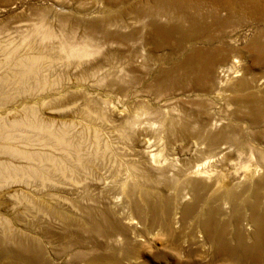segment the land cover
Here are the masks:
<instances>
[{
	"label": "bare ground",
	"instance_id": "bare-ground-1",
	"mask_svg": "<svg viewBox=\"0 0 264 264\" xmlns=\"http://www.w3.org/2000/svg\"><path fill=\"white\" fill-rule=\"evenodd\" d=\"M248 1H251L250 3L253 4L252 7L254 8V11L250 12L251 15H255L257 13L264 15V1L261 0H255V2L253 0H210V11L208 9L209 12L204 13L201 9V3H197L191 6V11H193V13H190L193 14L192 16L194 20H198L199 18L196 15H201L200 18H205L206 15L212 14L214 21L224 23L226 26V23L229 22L230 19L237 16V7ZM248 4L249 2L246 6H248ZM177 6L181 8V5L177 4ZM223 10L227 16L222 15L221 11ZM48 21L47 23L51 24V22L49 23ZM263 22L264 21H262V23ZM47 23L43 19L38 22L36 21V23L34 22L33 24L35 25L32 24L31 26L33 27H31V29L29 28L32 33H26L23 37H21L20 41L16 42V39L14 40V38L13 41L12 38L10 39V36H8L5 38V41H10L5 43L3 41L0 42V183L3 181L8 182L12 177L17 178L20 176L22 178L16 179L17 183L25 182L28 184V182L33 178L42 180L48 179L47 183H49L58 177L60 179L56 182L55 186L53 184V191L55 192L53 193V191H51L53 193L51 195H56V191L71 192L72 194H75L77 199L79 198L84 204L83 207L86 211V215H84L90 223V230L92 231L93 236L89 235V238H87V234H89L87 233V236L84 234L85 238L81 236V234H77L79 240L75 238L74 242H72L74 244H71V246L69 245L70 249L75 248L76 250L72 253V255H70L71 259L68 258L69 262L68 259H62V261L64 260L65 264H102V262L111 264L108 263L107 260L118 264H139L142 254L144 253V249L148 248L149 245L151 246V244H155V239L159 236L161 238L162 236V244L166 248L177 251L185 246V243H188V246L186 245L187 247H189L190 243H193L199 248V252L197 253L202 256L211 255V252H207L211 249L212 253L214 251L220 252L221 254L226 253L229 255L227 257V260H229L228 263L237 264L239 262L238 260H242L245 257V250L247 249L241 232L243 231L245 234L247 233L242 229L240 230L237 234V238L239 240L238 247L233 248L228 243L226 236V231L231 222L229 221V225L225 222L224 228L221 232H217L215 230L216 224L224 222L221 221L224 220V218H222L220 213L223 215L226 210L224 207L227 206V208H229V203L228 205L226 204V206H221L222 208H219L220 210H217V206L215 208L213 207L215 203L212 205L208 200H205L204 202L203 198L206 196V193H210L207 192L210 190L209 188L214 189L216 192H214L215 196H223L225 199L230 200V202L232 201L236 207L239 202H235L236 198H239L238 200L242 201V209H245L244 205L250 206L249 210H253V213H250L253 215L251 222L256 226V230H253L255 232L252 237L257 235V244H254L251 251L259 253L261 251L262 244L264 248V238L262 234L264 229V151L260 150V148L258 149L260 151L256 156V158H258L256 162L259 167L254 166V169L249 170L248 168L252 163L247 165V161H244L245 163H243V167L245 169L241 170L242 172L237 170L236 176L238 179L235 181L236 183L233 186L226 184L227 180L225 181V178L227 174H224V172L221 173L223 170L220 172L221 169L219 170V168L213 167V163L217 164L215 162V158L221 156L223 157L231 151L229 142H231V140L234 142V140L237 139L235 134L236 132L230 129L229 126L228 128L226 127L227 129H224V131H218V129L224 127L222 126V123H219L221 124V127L218 126L220 127L218 129L215 127L217 130L216 133L212 132L214 130H212V128H214V125L218 123V120H215L214 122L212 120V122L210 121V126L213 125L211 128H205L202 124L196 129L191 126V130L194 132L196 131V134L192 132V134L196 135V141L193 139L195 149L192 152L190 150L188 153L185 152V156L183 155L182 157L177 156V153V155H174V152V154H169L167 156L163 154L164 151L162 152V150L164 147L162 149L161 146L165 138L161 141L160 134L163 130L171 133L174 127L183 129L190 128L188 127L190 124L187 125L185 122L178 123V116H176V109L173 107V102L181 97L178 93V95L174 94L175 92H172V88H176L177 86L181 87L182 93L180 94L182 95H184L183 93H185L186 90L189 91L195 88H206L207 90V85L212 84L210 77L213 73H216V70H219V81L218 85L214 87L228 90V84L232 80L237 79L238 83L233 88H230V91H234L233 98L236 102H243V104L244 102L246 103L244 104L245 107L249 108L246 113L252 114L253 120L256 118L253 124H258L264 115V94L262 96H257L253 90L252 92L248 91V93H240L241 91L246 90L247 87H251V82L247 77H241V74L239 75V72L241 71L239 65H241L240 54L244 48L247 49L249 54L253 57V63H264V37L254 35L257 32L256 31L253 36L248 39L246 46L241 45L240 40L247 38V36L244 35L243 37V35H238L232 38L229 43H227V46L218 45L214 48H210L209 46H206L208 48H189L190 50L187 52V56L185 55V59H183L179 66L163 69L158 76L145 85L140 80V78H142L139 77L140 74L138 76V74H136L133 70H130V76L125 84L124 82H120L118 80L119 73L117 74L116 72H113L105 65V63L100 66V62H96L95 67L100 68L97 74L99 71L100 74H102H99L100 77L97 76L96 78H100L101 82L105 81L108 85H122V89L125 85H127L125 88L135 85L134 87H136V89L133 93V100L138 99L142 102L145 101L144 97L147 96L148 92H145L146 94L144 92L140 94L139 90L149 91L153 95L155 94L157 97H161L157 99V101L155 100L157 103V109L147 110L144 108L145 106L139 107L138 105L135 108H129L130 106L125 108V105L120 108V102L112 103L104 100V98H102L103 101L100 103L98 102V104L95 96L96 94L90 95L91 93H88L87 91V89L95 86L94 84L96 82L94 81L93 84L92 78L85 81L86 83H69V86H66V88V84L61 86V83L59 82L60 80L57 79V76L55 77L56 72L53 73V70L56 71L58 69H56V67L59 65L53 68V64H51V57L55 55L49 56V51L51 50H49L50 45L48 42H51L52 40L54 41L57 38V35L56 32H53L54 29L52 30V28L49 27L50 25H47ZM101 23L97 25L91 24L88 28L89 34L82 39H78V41L73 42L66 38L61 41L59 40L61 55L65 54V59L73 62L74 60H86L87 58L91 61L94 56L91 55L95 51L92 45L95 43L97 44L94 31L95 29L97 30L102 27ZM192 23L193 25L190 29L188 27L189 30L186 32L185 30H180L179 32L178 26H176L173 28V32L171 30L168 34L165 32L166 30L163 25L154 24V27L156 32L159 34V40L162 41H168L172 34L178 33L180 35L179 39L181 37L183 39H178V41L176 40V47L182 48L186 41L190 40L193 42L194 39L198 37V31H194L196 21ZM103 24L106 25V22H103ZM60 28L62 29L63 27ZM201 29L204 28H200V30ZM34 34L38 35L39 41L36 40L37 43L34 38V42L30 41ZM67 37H69L68 34ZM106 37L109 38L108 35ZM215 40V37H211L206 39V42L208 41L209 43H213ZM163 44L164 43H162V45ZM184 48L185 46L183 49ZM90 56L92 58H90ZM54 61L56 60H53L52 63H54ZM66 63L67 65L64 64V67L67 71H69L70 68H72L73 71H79L78 68L80 66L75 64L77 63L76 61L75 63L66 61ZM71 64L72 67H66ZM81 65L84 67L83 64ZM95 67H90L88 71L84 70L85 72L81 69L82 72L76 76L77 79L79 81H83L84 78L81 80L80 78L85 74L94 75V69H97ZM239 76L241 78H239ZM76 77L72 79L77 80ZM87 77L90 78V75H87ZM63 82L62 84L66 83ZM67 82H69V80ZM213 84H215V81ZM76 85L81 87H77ZM142 86H144L146 90H141ZM188 86L191 88L186 89ZM131 91L129 92L131 93ZM172 94H174V99L173 101H170L171 99L168 96H172ZM153 95H151V97ZM107 99H109V97ZM211 111L210 114L212 113ZM156 114H158V118H160L158 121H155V118L154 120L152 119V115H155L156 117ZM254 114H256L257 117H255ZM114 117L121 118L122 122H116ZM166 135L167 134L164 136ZM137 136L142 139L139 141V143L141 142L140 145L135 148L132 146L131 140ZM188 154L189 156H187ZM66 176H68V179L63 180ZM12 182L15 183L13 180ZM47 183H42L41 185L45 184L44 186L46 187ZM1 186L2 185L0 184V187ZM239 186L244 192H246L245 194L249 193L251 195V192H253L254 194H252L254 196H249V194H247L248 196H241L242 191L241 188L239 189ZM91 188L99 189L104 193L107 192L110 194V204L108 203V205H110L109 208L100 209V206L98 207L100 201L96 200V197L94 196L87 195L91 191ZM164 190H166L167 193ZM101 191H99V193ZM238 192L240 195L237 196ZM160 196H165V198L167 197L170 200L165 199L164 197L161 198ZM43 197L46 200L42 203L44 205L43 208L46 207L51 212L50 215L53 216H46L43 215V212H39L43 215L42 217L46 220V223H50L58 227L57 224L59 223L58 221H60V219H57L58 216H65L70 219L69 221L72 220L71 222L77 219V217L73 214H76L79 208L77 207V209L75 207L76 203L73 202V204L70 197L69 200L66 199L68 198L67 196L64 197L61 195L48 196L46 194V196ZM170 201L173 205L170 204ZM212 201L214 200L212 199ZM223 201L226 202L225 200ZM129 206L132 207L131 214H129ZM86 207L88 210H86ZM35 211L37 213L38 209L36 210L35 208ZM82 211L84 210L82 209ZM44 212L46 211L44 210ZM78 212L79 214L81 213L80 211ZM133 213H136V215ZM30 214L32 215V212ZM111 214H117V217L118 214L124 216L122 218L125 220L126 228L129 230L127 233H130L128 237H126L125 234V236L123 234L122 236L123 238L126 237V243L128 240L131 241L132 248H127L125 245H122L124 248L115 247L118 242L123 239H121V232L123 230L125 231V227L122 222L121 224H118V220L113 222L114 220L110 217ZM251 222L249 223L250 225H252ZM186 228H192L191 234L194 235L193 237L187 238L188 234L186 236L184 235L186 234ZM81 233L83 232L81 231ZM8 238L0 239V248L4 252H2L3 255H7V257H15V260L16 258L24 259L27 264H29V261L27 260L30 259H32L34 263L39 262V257H42L43 259L44 252L42 248L33 250L32 243L16 242V238L14 239L13 236L12 238ZM101 238L105 239L104 246L107 247V252L99 250L101 243L99 245L96 240L101 241ZM12 239H14V242ZM31 240L34 242V239ZM158 240L160 242V239ZM84 242L91 245L89 250L79 249L83 246ZM185 250L186 249H184V251ZM33 251H35V253ZM187 251H185V253H188ZM238 251H241V254H239ZM212 258L214 260V257ZM12 260L14 261V258ZM74 261L76 263H74ZM7 262L8 261H6V263ZM55 262L52 264H56ZM206 262L208 263L207 260ZM218 262L219 261H217V263ZM61 264L63 263L61 262Z\"/></svg>",
	"mask_w": 264,
	"mask_h": 264
},
{
	"label": "rangeland",
	"instance_id": "rangeland-1",
	"mask_svg": "<svg viewBox=\"0 0 264 264\" xmlns=\"http://www.w3.org/2000/svg\"><path fill=\"white\" fill-rule=\"evenodd\" d=\"M253 1L255 2V0H253ZM256 1H258V0H256ZM261 1H264V0H261ZM248 2H249L248 6H250V7L246 6V4ZM248 2H245L241 6H238L239 8L237 7V11H238L239 15L236 12L237 16L230 19L231 21L229 20V22H231V23L227 22L226 26H225L224 23L214 21L212 18V14L206 15L205 18L204 17L200 18L201 15H196L199 17L198 20L193 19V16H192L193 11H191V6H193L197 3H201L202 11L204 13H207L210 11V0H203V1L202 0H171V1L170 0H0V42L3 41L5 43V42L10 41V40H7L8 38L6 39L7 41H5V38L8 36H10V39L12 38V40H13V38H14V40L16 39L15 40L16 42L20 41L21 37H23L26 33L27 34L32 33L31 30H29V28L31 29V27H33L31 25L34 22L36 23V21L38 22V21L43 19L47 23V21L49 20L48 22L49 23L51 22L52 25L48 24V23H47V25H50L49 27L52 28V30L54 29L53 32L54 33L56 32V35H57V38L55 39L57 41L52 40L51 42L50 41L48 42L50 45L49 50H51V51H49V56L55 55V56L51 57L52 58L51 64H53V68H55L56 66L59 65L58 67H56V69L58 68L57 70L55 69L56 71L53 70V73L56 72L55 77L57 76V79L60 80V81L59 80L58 81L61 83V86H64L66 84L65 85V88H66V86H69V83L70 84H72V83L73 84L84 83L85 81H88L92 78L93 84L95 81L96 83L94 85L95 86L97 85V86H96V88H95V86L91 87V88L87 89V91H88V93H91L90 95L96 94L95 96L97 98V103L102 102L103 101L102 98H104V100H106L108 102H112V103L120 102V108L123 105H125L124 106L125 108H127L129 106H130L129 108H131V107L135 108L138 105L139 107L145 106L144 108H146L147 110H155V109H157L156 101H157V99H159L161 97H157L155 94L153 95L149 91H140L139 90L140 94H142L143 92L144 93L148 92L147 96L144 97L145 101L142 102L138 99L133 100V96H134L133 93L135 92V89H136V87H134L135 85H133L131 87L128 86L127 88H125L127 86V85H125V87H123V89H124L123 90L122 85L121 86H119V85L115 86V85H108V84H106L105 81L101 82L100 78L99 79L96 78L97 76L100 77V75H102V74H100V71L97 74V72H98V70H100V68L95 67L96 62H100V64H99L100 66H101V64L105 63V65L108 68H110L113 72H116L117 74L119 73L120 75L118 74V80L120 82H124L125 84L127 83L128 77L130 76V70H133V71H135L136 74H138V76L140 74L139 77H142V78H140V80L145 85L149 81L151 82L152 79H154L156 76H158L159 73L163 69L179 66V64L183 61V59H185V55L187 56V54H188L187 52H189V50L191 48H195V47L208 48L206 46H209L210 48H214L215 46H218V45L219 46H227V43H229V41L232 38H234L238 35H243V37H244V35L247 36V38L240 40L241 45L246 46V44L248 43V39L251 36H253V34L256 31H257L256 32L257 34L255 33L254 35H258L259 37H262V36L264 37V22L262 23V21H264V15H262L260 13H257L255 15H251L250 12L254 11V8L252 7L253 4L250 3L251 1H248ZM187 3H188V5H187ZM204 3H205V5H204ZM177 4L181 5V8H179L177 6ZM145 5H147V6H145ZM147 7H149V8H147ZM208 9H209V11H208ZM173 11H174V13H173ZM184 11H187V12H184ZM190 12H192V13H190ZM221 13L223 16H227L225 14L224 10L221 11ZM179 14H182V15H179ZM180 18H182V19H180ZM60 19L62 22L60 21ZM260 19H262V20H260ZM203 20H205V21H203ZM59 21L61 22V24ZM194 21H196V23L194 25L196 27H194V31H196V30L198 31L197 32L198 37L195 38L193 42H191L190 40L186 41V43H184V45H183V47L185 46L184 49H183V47L182 48L176 47L177 46L176 42L178 41L179 36H180L178 33L172 34L170 36L171 38L168 41H162V40H159L160 39L159 34L156 32L155 27H154V24L163 25L164 29L166 30L165 32L167 34L171 30L173 32V28L176 26H178L179 32H180V30L181 31L185 30V32H186L193 25L192 22H194ZM58 22H59V24H58ZM103 22H106V25H104ZM63 23H66V24H63ZM100 23L102 24L103 28L101 27V28H98L97 30L95 29V31H94V36L96 38L97 44L95 43L94 45H92V47L95 51L91 56L94 55L95 57L93 56V58H92L90 56V58H92L93 61L92 60L89 61V59L87 58L88 60L87 59L86 60H74V62H73V61H69V60L65 59V57H64L65 54H62L63 56L61 55L60 48H59L60 47L59 42L62 39H64V38H66L68 40L70 39V41H73V42L78 41V39H82L86 35L89 34L88 28L91 24L97 25ZM203 23H205V24H203ZM261 24H263V25H261ZM33 25H35V24H33ZM66 25H67V27H66ZM150 25H152V26H150ZM28 26H30V27H28ZM243 26H245V27H243ZM60 27H63V28L61 29ZM188 27H189V29H188ZM200 28H204V29L200 30ZM28 31H30V32H28ZM64 31H65L66 35L64 34ZM199 32H200V34H199ZM67 34L69 37H67ZM130 34H132V35H130ZM105 35L106 36L108 35L109 38L106 37ZM76 36H77V38H76ZM211 37L216 38L215 42H213V43H209L208 41L206 42V39L211 38ZM33 38H34L35 42L37 43L36 40H38V35L34 34V36L31 38L30 41L34 42ZM180 39H183V38L181 37ZM160 41H161V43H160ZM106 42H107V44H106ZM162 43H164L163 45H165V46H163ZM187 45H189V46H187ZM98 48H100V49H98ZM55 51H57V52H55ZM97 51L101 52V53H98ZM241 52H242L240 54L241 55V57H240L241 58L240 59L241 65H239V68L241 71L239 72V75L241 74V77H243V76L247 77L251 82V87H247L246 90H243L240 93L241 94L248 93V91L252 92V90H253L255 92V94H257V96H262L264 94V91H263L264 90V79H263L264 78V63H261V64L260 63H256V64L253 63V57L251 56V54H249V52L245 48ZM53 60H56V61H54V63H52ZM147 60H148V62H147ZM58 61H59V64H58ZM66 61L72 62V63H75V61H76L77 63H75V64H78L80 66L78 68L79 71H73L72 68H70V70L67 71V69L64 67L65 66L64 64L67 65ZM61 62H63V63H61ZM79 62H81V63H79ZM222 62H224V61H222ZM247 62H248V64H247ZM81 64H83L84 67H82ZM60 66H63V67H60ZM66 67H72V64L68 65ZM90 67L97 68V69H94V75L84 73L85 71H88L90 69ZM81 69L83 71L85 70L83 72L85 75L80 78V80L82 78H84L83 81H79L76 77L79 73L82 72ZM218 72H219V70L218 71L216 70V73L215 74L213 73V75L210 77L212 84L207 85L208 86L207 90H206V88H199V89L195 88V89H191L192 91L191 90L188 91L186 89L191 88L188 86L185 89L186 90L185 93H183L184 95H182V94H180V93H182L181 87L177 86L176 88H172V90H173L172 92H175L174 94L178 93L181 97L177 100H174V102H173V107L176 109L175 110L176 116H178L177 117L178 123H184L185 122V124H187V125L190 124V125H188V127H190V128L189 129H183V128H179V127H174V129L172 130L171 133L167 132L166 130H163L160 134V138H161V141L164 138L165 139L163 140L164 142L162 143L161 148L163 149V147H164L162 152L164 151L163 154L165 156L175 153L174 155L178 154L177 156L182 157L185 154V152H187V153L190 151L192 152L195 149L194 148L195 145L193 143H194V140L196 141V135H195L196 131L194 132L193 130H191V128L193 127L196 129L201 124L203 126H205V128H207V127L211 128L213 125L210 126L211 125L210 123L212 121L214 122L215 120L216 121L218 120L217 121L218 123L216 125H214V128H212V130L214 129L212 132L216 133V131H217L216 128L218 129L221 127V124H219V123H222V126H224V127H221L220 128L221 130L218 129V131H224V129H227L229 126L230 129H232L236 132L235 134H236L237 139L234 140V142L232 140H231V142H229L230 146H231V148H230L231 151H229L223 157L221 156V157L215 158L216 159L215 162L218 164L219 167L215 163H213L214 164L213 167L219 168V170L221 169L220 172L223 170L221 173L224 172V174H227L225 181L227 180L228 183L226 182V184L234 186L236 183L235 181L238 179V177L236 176L237 170L241 171V170L245 169L243 167V163H245L246 161H247L246 162L247 165H250L252 163L249 168L247 167L249 170L254 169V166L259 167L257 162H256L258 159V158H256V156L260 150L264 151V122H263L264 121V115L262 116V118L260 119L258 124H253L254 120L256 118H254V120H253V115L250 113H248V114L246 113L249 110V108L245 107V105H244L246 103L244 102V104H243V102H241L243 105V108H242L241 103L236 102V100H234V98H233V96H234L233 92L234 91H230V88L231 87L233 88L238 83V80L237 79L232 80L228 84L229 85L228 90L216 88L214 86L218 85V81H219ZM87 75H90V78L87 77ZM74 77H76V79L78 81L73 80L72 78H74ZM241 77L239 76V78H241ZM67 79L69 80V82H67L68 81ZM63 81L66 83H64ZM214 81H215V84H213ZM62 82L64 84H62ZM231 84H232V86H231ZM209 86H210V88H209ZM77 87H81V86H77ZM143 89L146 90V88H144V86L141 87V90H143ZM124 91H127V92H124ZM129 91H131L132 94ZM174 94H172V96L171 95L168 96L171 99L170 101H173V99H174L173 95ZM151 95H153V96L151 97ZM148 96H150L151 98ZM106 97L107 98L109 97V99H107ZM128 98H130V99H128ZM123 100H124V103H123ZM137 101H140V102H137ZM134 103H136V104H134ZM98 104H96V105H98ZM132 104L135 106H133ZM205 106H206V108H205ZM239 107H240V109H239ZM210 111L212 112L211 113L212 115L210 114ZM238 112L240 113V115ZM236 113H238V114H236ZM254 115H255V117H257L256 114H254ZM152 116H153V118H152L153 120H154V118H155V121L160 120V118H158L159 117L158 114H156V117H155V115H152ZM194 116H195V118H194ZM191 117L194 119H192ZM117 118L118 117H116V118L114 117V120L116 122H118V121H119L118 123L122 122L121 118H118V119ZM208 118H210V119H208ZM181 121H183V122H181ZM186 122H189V123H186ZM178 125H180V124H178ZM241 125H243V126H241ZM218 126H220V127H218ZM253 131H255V132H253ZM192 132L195 134H192ZM164 133L167 134L166 136L169 138L164 136L165 135ZM141 139L142 138H140L139 136L133 138L131 140L132 146L137 148L141 143V142L139 143V141H141ZM259 148H260V150H258ZM253 149H254V151H253ZM255 152H257V153H255ZM187 156H189V154ZM225 157H226V159H225ZM66 177H64L65 179L63 178V180L68 179V176H66ZM21 178H22L21 176L17 177V178L12 177L10 179V181H8V182L3 181L0 183L2 185L0 187V239H3V238L5 239V238H8L9 236H10L9 238H12V236H13L14 239L16 238L15 239L16 242H26L29 244L32 243L33 244L32 245L33 250H38L39 248H42L43 252H44L43 259L45 261L42 259V257H39L40 259H39L38 263L37 262L34 263L32 261V259L27 260V261H29V264L30 263L31 264H40V262H41V264H52L55 261H56L55 262L56 264H61V262L63 264H65L64 260L68 259V258L71 259L70 255H72V253L76 250L75 248L70 249V246H71V244H74L72 242H74L75 238H77V240H79L77 234H81V236L85 237V235L87 233H89V234H87L88 236L86 235L87 238H89V235L93 236L92 231L90 230V228H91L90 223L85 218L86 217L85 216L86 211H85V208L83 207L84 204L80 201L79 198L77 199L75 194H72L71 192H63V191L58 192V191H56V195H51L55 192V191H53V189H54L53 184L55 186L56 182L60 179L58 177H57L58 179L55 178L52 182H49V183H47L48 179L42 180V179H34V178L32 180H30L29 182L27 181L28 184L25 182L24 183H17L16 179H21ZM12 180L15 181V183H17V184L13 183ZM33 180H35V181H33ZM42 183H47L48 186L46 184V187H45L44 186L45 184L41 185ZM240 188L241 187L239 186V189ZM209 189L210 190H208L207 192H210L209 193L210 195L208 193H206V196L203 198L204 202H205V200L206 201L208 200L212 205L215 203L213 205V207L215 208L217 206L218 207V208L216 207L217 210H220L219 208H222L221 206H226V204L228 205V203H229V205H228L229 208H227V206L224 207V208H226V210L223 213V215L220 213L222 218H224V220H221V221L222 222L224 221V222L220 223V224L219 223L216 224L215 230L217 232H221V230L224 228V223L226 222L229 225L231 222L230 226L228 227V229L226 231V236H227L228 243L233 248L238 247L239 240L237 238V234L240 232V230L242 229L247 233V234H245L243 231L241 232L243 235V241L246 244L247 249L245 250V252H246L245 257L242 260H238L239 262L237 264H264L263 244L261 246V251L259 253H255L254 251H251V248L254 246V244H257V235L252 237V235L255 232L253 230L254 229L256 230L255 224H253L251 222L253 215L250 213L251 212L253 213V210L252 209L249 210L250 206H247V205H244L245 209H242L243 208V206L241 205L242 201L238 200L239 198H236L235 202L239 201L238 202L239 205L237 204V207H236V205L234 203H232V201L230 202V200L225 199L223 196H215L216 192L214 191L213 188L212 189L209 188ZM90 190L91 191L87 195L88 196H94V197H96V200L100 201L99 205H98V207L100 206L99 207L100 209H106V208L110 207V205H108V203L110 204V197H111L109 193H107V192L104 193L101 190L94 189V188H91ZM51 191H53V193ZM99 191H101V192L99 193ZM164 191H166V190H164ZM241 191H242L241 196H243V195L248 196L247 194H249V193L245 194L246 192H244L242 190V188H241ZM43 193H44V195H43ZM166 193H167V191H166ZM252 193L253 192H251V195L249 194V196H254L253 195L254 193L253 194ZM46 194L48 196H57V195H61L64 197L67 196L68 197V198H66L67 200H69V197H70L71 202L76 203L75 207L76 208L78 207L79 208L78 211H80L81 213L79 214V212L77 210H76L77 212L73 211V212H76V214H73V215H75V217H77V219L73 220V222H71L72 220L69 221L70 219L66 218L65 216H62V217L58 216L57 219L58 220L60 219V221L57 220L59 222L57 224L58 227L54 226L50 223H46V220H44V218L42 216L43 215L52 216V215H50L51 212L46 207L43 208L44 205L42 203L46 201L43 196H46ZM216 195H218V194H216ZM238 195H240L239 192H238L237 196ZM160 197L165 198V196H163V197L160 196ZM214 197H215V199H214ZM216 198H218V199H216ZM165 199H168V198L166 197ZM210 199H211V201H210ZM212 199L214 201H212ZM168 200H170V199H168ZM188 200H190V199H188ZM221 200H222V202H221ZM223 200H225L226 202H224ZM101 201H102V203H101ZM106 201H107V205H106ZM40 203H41V205H40ZM231 203H232V205H231ZM77 204H79V205H77ZM170 204H172L171 201H170ZM35 205H36V207H35ZM39 206H41L42 208ZM34 207L36 208V210L38 209L37 213H36ZM81 208L84 211H82ZM131 208L132 207H130V206L128 207V210H130L129 214H131V211H132ZM44 210L46 212H44ZM86 210H88V208ZM31 212H32V215L30 214ZM39 212H41V213L43 212L44 214L42 215ZM82 212H83V214H82ZM231 212H232V214H231ZM244 213H245V215H244ZM133 214L136 215V213H133ZM261 214H263V213H261ZM120 215L121 214H118V217H117V214H115V215L111 214L110 217H112V219L114 220V221L112 220L113 222H116V220H118L117 221L118 224L119 223L121 224V222L123 223V226L125 227V231L123 230L122 231L123 233L121 232V239H122L123 238L122 234L123 235L125 234L126 237H128L130 232L127 233L129 230L126 228L125 220H123V218H122L124 216L123 215L120 216ZM231 215L232 216L234 215V216L232 217ZM27 216H29V217H27ZM237 216H238V218L239 217L240 218L238 219ZM250 216H251V219H250ZM40 217L43 219H41ZM235 220H238V221H235ZM247 221H249V222H247ZM250 222L252 223V225L249 224ZM234 223H236L237 225ZM87 224H89V225H87ZM79 228H81V229H79ZM81 231L83 233H81ZM191 232H192V228L191 229L186 228L185 229L186 234H184V235L186 236L188 234L187 238H191L194 236L193 234H191ZM10 233L13 235H11ZM256 233H257V231H256ZM262 234H263V238H264V229L262 231ZM126 237H124L122 239L124 241H122L120 239L121 241H119L115 247L122 248L125 245V247H127V248H132L130 240H128L126 243V240H125ZM14 239H12L13 242H14ZM31 239H34V242H32L33 240H31ZM158 239H160V242ZM162 240H163V237L161 236V238H160V236H159V237H157V239H155V241L153 240L155 244H151V246L149 245L148 248H146L147 250L144 249V253L142 254V257L139 261V264H231V263H228L229 260H227L228 259L227 257L229 255H227L226 253L221 254L220 252H217V251H214L212 253V250L209 248L210 251H207V252L208 253L211 252V255H208L210 257L204 256V255H203L204 256L203 257L202 255L197 253V252H199V248L197 246H195V244H193V243H190L191 245L189 244V247H187L188 243H185L184 244L185 246H183L184 248L182 247L181 249H178L176 251V250H172V249L164 247V245L162 244ZM96 242L99 245H100V243H101V245L103 243L102 246L101 245L99 246V250L107 252L108 249H106L107 247L104 246L105 239L101 238V241L96 240ZM124 242H125V244H124ZM36 243H38V244H36ZM8 244H9V242H8ZM34 244H36V245H34ZM119 244H121V245H119ZM37 245H38V247H37ZM90 248H91V245L89 243L84 242L83 246L79 249L89 250ZM184 249H186L185 251L188 250L187 251L188 253H185ZM2 252L3 251L0 248V264H25V263L27 264L26 260H24V259L16 258V260H15V257H9V256L7 257V255H3ZM33 252L35 253V251H33ZM176 252H177V255H176ZM238 253L241 254V251H238ZM197 254L199 257L197 256ZM201 257H203V258H201ZM212 257H214V260ZM240 257H243V256H240ZM13 258H14L15 262L12 260ZM55 259H57V260H55ZM62 259H64V260L62 261ZM69 259H68V262H69ZM19 260H20V262H19ZM58 260H59V262H58ZM206 260L208 261V263L206 262ZM6 261H8V262L6 263ZM217 261H219V262L217 263ZM107 262L111 263V264H118V263L111 262L108 260H107ZM74 263H76V262L74 261ZM102 264H107V263L102 262Z\"/></svg>",
	"mask_w": 264,
	"mask_h": 264
}]
</instances>
